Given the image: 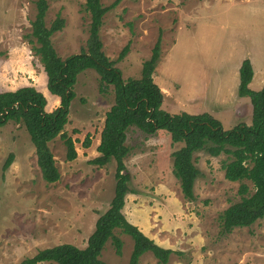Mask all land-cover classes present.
<instances>
[{
	"label": "rangeland",
	"instance_id": "1",
	"mask_svg": "<svg viewBox=\"0 0 264 264\" xmlns=\"http://www.w3.org/2000/svg\"><path fill=\"white\" fill-rule=\"evenodd\" d=\"M117 1L105 15L100 35L104 53L125 81L141 78L143 64L152 57L161 37V58L154 79L168 95L167 111L163 110L171 114L182 110L209 113L225 130L251 124V101L238 95L239 73L243 61L250 59L254 68L250 87L262 89L264 0H102V4L111 7ZM36 2L0 0V87H35L47 97V111L52 112L60 102L48 94L47 75L36 54L39 45L32 28ZM85 4L86 0H49L47 25L50 27L59 15L66 21L65 29L52 38L63 60L87 49L91 18ZM129 43V53L120 61ZM100 89L95 70L79 75L65 129L75 142L78 157L67 160L61 138L49 144L61 175L54 184L42 178L35 146L24 125L10 122L0 129V264H20L41 250L63 244L86 248L97 220L109 209L115 194L116 163L103 168L91 164L100 156L106 114L115 102L113 87L105 93ZM87 135L90 148L83 146ZM127 135L128 147L142 155L129 153L125 159L134 191L126 197V216L131 219L136 213L133 207L151 197L154 201L149 205L156 213L151 215L153 231L208 234L206 245L198 248L202 259L197 249L183 246L184 251H173L168 264H264V219L251 227L237 228L230 235L221 232L224 212L241 201L240 183L226 180L222 170L231 156L195 154L201 176L195 184L196 198L188 202L171 161L173 153L184 145L172 143L169 133L149 138L136 126L130 127ZM12 154L14 162L6 170ZM247 184L252 189L251 183ZM155 197L162 201L173 197L180 202L165 210ZM165 224L169 225L167 230ZM115 235L124 243L122 256L116 254L110 240L101 260L105 264H130L134 241L120 230ZM140 264L162 263L149 252Z\"/></svg>",
	"mask_w": 264,
	"mask_h": 264
},
{
	"label": "trees",
	"instance_id": "2",
	"mask_svg": "<svg viewBox=\"0 0 264 264\" xmlns=\"http://www.w3.org/2000/svg\"><path fill=\"white\" fill-rule=\"evenodd\" d=\"M118 2L105 7L102 0H86L85 11L91 18L87 49L63 60L56 52L52 38L65 29L66 21L59 15L49 27L46 22L49 0H37V15L32 24L33 38L39 45L36 54L40 56L47 75L48 94L57 103L60 102L59 107L48 112L47 97L35 87L0 93V129L10 122L24 125L35 146L42 178L49 184L61 178L49 145L52 141L57 138L63 140L68 161L72 162L78 157L75 142L65 129L70 122L72 102L76 99L75 86L79 75L89 69L95 70L100 76L101 92L105 93L113 87L115 95L114 105L106 114L101 133L98 147L100 156L91 161L92 165L99 168L106 167L112 161L116 163L115 194L109 209L97 220L86 248L63 244L41 250L20 264H105L101 256L110 240L116 254H123L124 243L115 235L116 230L134 241L130 264H139L141 257L149 252L160 263L168 264L174 252L156 245L129 222L124 214L126 197L134 192L130 185L132 175L125 164L131 151L126 143L127 130L132 126L148 136L166 131L172 143L184 145L173 153V173L181 181L182 193L188 200L196 198L195 184L201 176V171L194 163L196 153L206 152L215 158L226 154L233 158L222 164V170L226 180L240 183L238 194L241 201L229 207L221 217L222 234H231L237 228L251 227L264 219V86L259 91L250 88L254 78L251 60H244L240 67L238 87L239 97L249 98L252 104L250 125L239 124L231 130H225L222 122L209 113L166 112L162 108L165 93L154 79L161 58V37L153 49L152 57L143 64L140 79L130 78L125 81L122 72L104 53L100 35L104 18ZM130 45L121 52L120 61L129 53ZM83 146L91 147L90 135H87ZM13 162L12 154L5 169H9ZM247 182L251 183L253 191Z\"/></svg>",
	"mask_w": 264,
	"mask_h": 264
},
{
	"label": "crops",
	"instance_id": "3",
	"mask_svg": "<svg viewBox=\"0 0 264 264\" xmlns=\"http://www.w3.org/2000/svg\"><path fill=\"white\" fill-rule=\"evenodd\" d=\"M240 83V82H239ZM251 85V84H250ZM264 86V83H262V88ZM239 87V86H238ZM251 88V87H250ZM18 89H3L0 87V93H5V92H13L16 91ZM164 92V91H163ZM165 93V92H164ZM168 97V95L165 93V97H164V103H163V107L166 110V106L167 104V100L166 98ZM162 107V108H163ZM167 111V110H166ZM181 112H187L185 110H182ZM180 112V113H181ZM177 114V113H175ZM166 132V131H165ZM164 131H158L156 134L154 135H150L149 138H154L156 139L157 136H159V134H167ZM148 136V135H147ZM170 141L171 140V136L169 135ZM182 144V143H179ZM183 145V144H182ZM128 146V145H127ZM130 153H134V155H136L137 157H140L139 155H142V152L139 151L138 152H133L130 151ZM172 165H173V170H174V158L172 157ZM135 198H140V195H134ZM149 197V196H148ZM157 201V198L155 197ZM151 201H154V199H152L151 197H149L143 202V203H139L136 206L133 207V212L135 211V215L130 219L129 217L126 216V213L124 212L126 218L129 220V222H131L133 225L137 226L145 236H147L149 239L153 240L155 242L156 245L160 246L161 248L167 249V250H172L174 252L177 251H184L183 246H186L187 249H197V253L196 254H200L198 249L200 246L203 247L206 245L207 241H208V237H207V231H153V229H151L153 223H155L154 219H152V214H154V216H156L153 212L154 207H151L149 204ZM162 201V199H160V202ZM188 201V200H187ZM192 200L188 201L191 202ZM180 201L175 200V198H168L165 199L164 201H162V203L165 205V210L167 209V207H174L176 205L179 204ZM148 205V206H147ZM126 208H128V205L126 203L125 205V211ZM132 210V207L130 208ZM163 211V210H162ZM189 215H193L192 213ZM192 220L194 217H190ZM148 220V221H147ZM166 226L164 230H167V224H165ZM233 233V232H232ZM230 235V234H228ZM148 253L144 254L143 256H146ZM143 256L141 257L140 261L142 260ZM202 259V257H204V255H199ZM173 257V256H172ZM204 261V260H203ZM140 264V262H139Z\"/></svg>",
	"mask_w": 264,
	"mask_h": 264
}]
</instances>
